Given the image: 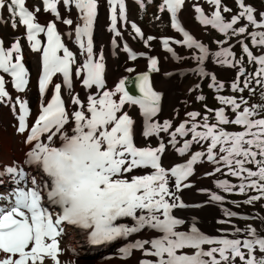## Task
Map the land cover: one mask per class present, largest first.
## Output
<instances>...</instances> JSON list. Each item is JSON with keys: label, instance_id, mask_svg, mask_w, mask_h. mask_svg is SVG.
I'll list each match as a JSON object with an SVG mask.
<instances>
[{"label": "snow or ice", "instance_id": "snow-or-ice-1", "mask_svg": "<svg viewBox=\"0 0 264 264\" xmlns=\"http://www.w3.org/2000/svg\"><path fill=\"white\" fill-rule=\"evenodd\" d=\"M136 2L141 9L145 7L144 0ZM206 2L213 9L210 15H205L199 4L192 5L197 21L210 25L226 38L250 37L251 44L262 54L254 55L245 41L239 40L248 63L256 65L255 72L245 75L241 59L233 57L228 40H218L217 43L224 46L210 53L209 46L195 39L182 26L179 13L186 0H162L159 10L170 14L171 28L183 37L175 43L192 50L191 59L197 64L194 74L200 78L210 77L209 88L217 91L224 88L215 74L205 70V61L211 57L221 67L236 70L237 65H241L236 80L231 83L233 93L245 89L251 91L253 78L264 86V12H260L257 19L253 6L245 4L244 0H235L238 11L229 19L224 14L232 13V9L222 4V0ZM62 3L66 8L74 6L79 13L80 22L76 23L74 33L75 42L84 56L82 62H78V57L62 42L56 24L48 22L44 27L36 22L39 9L29 10L25 6L26 0H0V9L10 15L11 27L17 28V20L19 25L26 27L31 51L39 55L42 66L38 75V115L29 125L27 102L17 98L13 103L6 90L5 74L17 92H23L29 82L21 45L17 40L6 48L0 40V105L10 106L14 112V104L19 105L15 132L22 137L23 144L30 146L23 160L30 172L15 162L0 168V183L9 177L15 185L7 194H0V264H62L60 238L69 229L78 230L93 245L130 237L141 230H152L155 236L136 239L119 248L122 258H130L133 250L140 251L138 264H237V258L239 264H264V218L251 217L260 221L258 227L251 224L244 229L233 227V238H228L203 233L196 226L195 218L187 231H181L179 228L185 225V220L174 212L190 207L180 193L192 187L189 179L194 175V166L204 159L216 166L215 172H220L223 166L228 175L240 181L233 185L226 179H215L216 188L225 193L237 189L240 194L249 190L258 193L243 200L245 205H254L264 199V108L248 107L242 97L237 100L232 95H218L216 99L231 109L234 118L226 114L225 107L207 109L208 113L214 111L213 123H209L207 114L202 123H198L197 117L201 114L187 112L189 120L176 126L167 141L175 154L181 158L187 155V158L165 167L163 156L168 151L167 145L160 140L155 147L150 144L137 146L134 142L136 122L125 108L126 105L129 109L138 106L143 117L141 136L145 141L152 137L159 140L160 133H169L172 127L169 120L162 124L154 120L161 111L162 94L154 90L149 72L158 71L157 59L149 57V72L136 77L138 96L125 90V79H120L108 90L103 53L97 56L93 47L98 0H62ZM42 4L44 11H50L57 20L62 19L64 25L73 24L72 19L61 18L58 0H42ZM107 5L110 31L119 36L116 26L118 20H126L125 0H107ZM241 20L247 23L234 27ZM249 26L253 29L251 32L247 31ZM131 27L136 36H142L141 28L135 23ZM39 33H44L47 38L43 45L37 39ZM68 35L71 38L72 33ZM152 39L148 36L145 45ZM162 43L173 59H181L169 47L167 38ZM112 44L115 46L116 41ZM124 50L129 59H136L127 44ZM56 74L62 77V84H55L45 104L44 99ZM240 77L244 79L243 87L239 84ZM74 78H81L79 83L87 90L86 99L73 94ZM64 90L68 93L67 102L63 98ZM69 103L72 110L68 108ZM189 122L191 126L186 127ZM230 124L240 126L242 130H226L224 126ZM189 134L191 139H184L182 146H177V136ZM193 145H205L206 150L191 151ZM246 165H253L255 170ZM145 169L150 171L144 174ZM205 175L211 178L213 173L206 172ZM224 199L212 192L208 202L222 204ZM223 213L230 218L238 215L228 208H224ZM241 218L249 219L248 216ZM242 231L245 233L243 239L239 238ZM257 250L262 254L259 258L255 254Z\"/></svg>", "mask_w": 264, "mask_h": 264}, {"label": "bare ground", "instance_id": "bare-ground-1", "mask_svg": "<svg viewBox=\"0 0 264 264\" xmlns=\"http://www.w3.org/2000/svg\"><path fill=\"white\" fill-rule=\"evenodd\" d=\"M195 1L196 0H186L185 6L181 10V14L179 15L186 17L187 6L189 4L192 5ZM125 4L126 18L128 17L129 20L127 19V21H130V25H132V23H135L136 20V18L133 16L135 0H125ZM37 9L43 11L44 13H49L45 17L48 19L47 21L57 24L59 28H57V30L61 34L62 42H64L66 46L71 51H73L74 55L78 57V62H82L84 56L80 53V50L74 43V28L76 23L80 22L78 20L79 13L75 9V7L72 6L66 8L64 7L62 0H58L57 10L61 18L72 19V25H64L62 23V19L57 20L50 11H44L43 4L40 1L36 4L34 9H32L31 7L29 8V10L34 11H36ZM189 9H192V7H190ZM39 10L36 11V16H38ZM4 13L5 10L0 9V40L4 42V46L6 48L10 47V45L17 40L19 41L23 55L22 62L25 64L26 71L28 72L29 81L23 92H17L12 87V85L8 83L6 84V90L10 93V96H13L15 99L20 97V100L27 102L30 115V113H32V108L35 106L38 107L40 103L38 85L36 86L35 91L32 90L30 86L31 83L34 82V77L37 70L36 84H38L37 80L40 71V57L37 53L32 52L30 48H27V50L24 49V44L22 41L23 36L19 33L20 30L16 29L15 31H13L11 28H9L7 18L6 16L4 17ZM194 16H196L195 11ZM36 22L40 23L41 26L47 25V23L44 24L42 22H39L37 19ZM182 22L183 27L192 35L191 31L185 25L183 19ZM121 24L122 21L119 22L120 27L118 31L120 32V35H113L110 31L111 28H109V25H111V23L109 19L107 0H98L97 17L93 23V47L97 56H99L101 52L103 53L104 63L106 66V83L112 84L115 87V84L118 83L120 79H124L136 72L145 70L148 67V58L155 57L157 59L158 71H155L150 75V83L153 85L155 91L162 94V99L161 111L157 114V117H155L154 120L155 122L162 124L163 121L167 119L172 124L177 119L179 114H181L184 110V103L188 98H190L191 93H197L195 91L198 88L197 85L200 84V77L198 74H194V69L197 67L196 61L190 62V57L188 54L189 52L184 51V49L188 48L184 47L182 44L175 43V41H182L183 37L169 40V47H171L177 54V47L179 51L183 50L184 59L183 57H181V59L179 60L173 59L171 53L162 49V42L161 47L155 52H153L151 49H148L146 51L142 49H136L134 51L132 49L134 47V44L132 45L129 39L124 37L127 34L123 31ZM135 24L137 25V27L141 28L139 24ZM188 26L192 31L194 30V26L190 24ZM142 31L143 30L141 28V32ZM146 31H151V29L147 28ZM69 32L72 33L71 38L68 35ZM143 33L145 32L143 31ZM141 37L142 36H140V38ZM113 40L116 41L115 46H113L112 44ZM125 44H127L130 50L136 55V59L130 60L128 58L129 54L128 52H126L127 57L125 58V61H123L122 63H118V54L120 53V51L124 52L123 45ZM141 53H143L144 55H141ZM260 54H262L261 51ZM128 68H132L133 71L128 72ZM231 71L232 69L228 66L221 67L219 64L212 62V70L210 71L212 73L216 72L218 75L229 74ZM187 75L191 76L192 78H197V80L192 84H189L191 81L186 82V79L184 80ZM54 78L56 80L55 84H62V77L59 74L54 75ZM80 79L81 78H74L75 92L73 94H79L81 99L84 100L86 99L87 90L83 89L82 84L79 83ZM51 95L52 90L47 92L44 99L45 104L47 103V100L50 99ZM27 98L29 99V101ZM63 98L66 100V102L68 101L69 97L67 90L63 91ZM14 107L15 112L10 106L0 105V150L2 153H5V159L2 163L0 162V168L8 165L9 162L6 161L7 157L10 161L9 165H12L13 162H15L13 158L17 157V153H19L21 149L25 148V146H23L21 142L22 137L15 132V127L18 126V120H16L15 117L19 115V105L17 108V106L14 104ZM72 107L73 106L69 103V110H72ZM125 108L129 111L130 115L136 122L137 134L134 142L137 146H146L150 144L151 146L155 147L158 145L160 140H162L167 145V141L171 139V128L169 130V133H160L159 140L156 137H152L145 141L141 136L143 117L139 113L138 106H132L129 109L126 105ZM184 116L185 117L180 122H176L177 124L174 125L178 126L181 122L189 120L186 113L184 114ZM36 117L37 115L35 116V118ZM186 127L188 126L186 125ZM177 140L178 143H180V145L178 144L177 146H182L184 140L183 137L177 136ZM27 147L29 150V146ZM167 147L168 151L163 156L165 167H171L174 163L183 162V160L187 158V155L184 158H181L178 156V154H175L170 145H167ZM200 150H206L205 145H193L191 149V151ZM15 163L22 166L26 172H30L29 167L27 165H23V162ZM215 167V165L207 162L206 159H204L203 162H198L194 166V175L189 179L192 187L187 190H182L180 193L183 201L187 205H190V207H186L185 209L181 210H174L175 215L178 218L185 220V225L180 226L179 230L187 231L188 228L191 227L193 218H195L196 226L203 233L209 236H221L218 234L207 233L211 231L222 232L220 230L223 229H215V224L220 218L221 220H223L226 217L223 213V209L228 207L225 192H223L221 189L216 188L213 182L218 175H216L215 177L212 176L211 178L205 175L206 172L213 173ZM149 171L150 170L145 169L144 174H147ZM14 187L15 185L11 182L10 178H4V182L0 183V194H7ZM212 192L224 196V202L222 204L208 202L210 193ZM228 209L234 211L233 208ZM254 216H257V213H255ZM155 235L156 234L152 230H149L148 232L141 230L139 234H132L130 237H121L117 238V240L113 242H105L103 244L93 245L88 243L86 236L83 234H79L78 230L73 231L69 229L67 233L60 238V248L62 252L59 255V259L62 264H138V258H141L142 255L140 251L133 250L130 258H122V254L119 252V248L124 247L129 243H134L136 239L149 238ZM227 235H232V231ZM204 247L206 249L208 246L205 245Z\"/></svg>", "mask_w": 264, "mask_h": 264}, {"label": "rangeland", "instance_id": "rangeland-1", "mask_svg": "<svg viewBox=\"0 0 264 264\" xmlns=\"http://www.w3.org/2000/svg\"><path fill=\"white\" fill-rule=\"evenodd\" d=\"M39 1L40 0H26V3H27L26 7H28V8L31 7L32 9H34L36 4L39 3ZM244 2H245V4L251 5L254 7V9H256V17H257V19H259V13L264 12V0H244ZM144 3H145V7L143 9H141L139 7V4L135 0V8H134V14H133V16L136 18L135 23L139 24L140 27L142 28V30L145 32V33H143V31H142V37L141 38H140V36H136L134 31L132 30V27L130 25V21H127L128 17L126 18L125 21H122V24H121L123 31L127 34L124 37L128 38L132 45L134 44L133 45L134 51L136 49H139V50L142 49L145 51L148 49H151L153 52H155L157 49H159L161 47V41L163 39L169 38L170 40H172L174 38H181L182 37L180 33H178L176 30L171 28L170 14H168L166 10H164L163 12H161L159 10L158 6L161 3V0H152L151 3H148V0H144ZM193 4H199V6L204 10L205 15H210L211 11L213 10L208 5L206 0H196ZM222 4L226 5L230 9H232V13H225L224 14L229 19H230L231 14L236 13L238 11V5L235 3V0H222ZM192 5L189 4L187 6V10H186L187 14H186V17L184 16L185 18L182 15H179V20L183 24V22H182V19H183L185 25L191 31L192 36L195 39L199 40L200 42L204 43L206 46H209L210 53L214 52V51H218L220 49V47L224 46V45L218 44L217 43L218 40H228L229 44H230V48L233 51V57L235 59H241V65L245 68V75H247L248 73L255 72V69H256L255 63L254 62L251 64L248 63L246 54H242V46L239 43V40H244L245 43L248 45L249 49L254 53V55H259L260 49L257 47H254L251 44V38L250 37L245 38L243 36L239 37V38H237V37L226 38L223 36V34H220L216 30L212 29L210 25H207V26L202 25L200 22H198L195 19L194 9H193ZM190 7H192V9H189ZM48 14L49 13H44L43 11L39 10V13H38V16H36V19L39 22H42L44 24L48 23L49 22V21H47L48 19L45 18ZM179 14H181V13H179ZM52 15L54 16V14H52ZM5 16L7 18V23H8L9 28H11L13 31H15L16 29L20 30L19 33L22 34V36H23L22 41L24 44V49L27 50L28 42H27V39L25 38L24 26L19 25V22L17 20V28L13 29L11 27L10 15L7 13L6 10L4 13V17ZM37 17L40 19H38ZM119 22L120 21L118 20L117 26H116L117 31L119 30V27H120ZM246 23H247V21L241 20L234 27L243 26ZM54 24H56V23H54ZM189 24L194 26L193 27L194 32L188 26ZM57 28H58V26H57ZM145 28L151 29V31L147 32ZM252 30L253 29L251 28V26H249L247 29L248 32H251ZM162 35H164V36H162ZM148 36H152L153 39L151 41H149L147 45H145L144 40H146ZM184 51L189 52L188 54L190 57V62H193L194 60L191 59L192 50L184 49ZM177 52H178L177 56L183 57V59H184L183 50L179 51L178 47H177ZM179 52H180V54H179ZM197 54H198V50H197ZM126 57H127L126 52L124 53V52L120 51V53L118 54V59H117L118 63H122L123 61H125ZM212 62L213 61H212L211 57H209V59H207L205 61L206 69L209 72L212 70ZM184 63H186V62H184ZM187 63H189V62H187ZM241 65H237V69L236 70L232 69V71L229 74H219L218 75L216 72H213V74H215L217 76V80L220 83H223L225 85V87L220 89L219 91H217L216 88H209L208 85L212 82L210 77L200 78L199 87L195 91L197 93L192 92L190 95V98H188L185 101L184 110L182 111L181 114H179L177 119L172 123L173 125L171 127L170 132L175 130L176 126L174 124H177L178 122H180L185 117L184 114L185 113L187 114V112H190V111H197L201 114L199 117H197L198 123H202L203 116L205 114L210 116L209 123L215 122L214 111L211 113H208L207 109L215 110V109L220 108V107H225L226 114L229 115L230 117L234 118V114L232 113L231 109L227 105H221L220 102L216 99V97L218 95H223V96L232 95L237 100H239L242 97L247 102L246 106L251 107V106L255 105L257 107V109L264 108V86L257 84L255 82L254 78L252 79V81L250 83L251 91H249L248 89H245L243 92L238 91L236 93H233V91L231 89V83L236 80L237 71ZM37 71L35 73L34 82L31 83V85H30L32 90H34V91L36 90ZM185 79H186V82L191 81L189 84H192L194 81L197 80V78H194V77L192 78L189 75H187L184 78V80ZM55 83H56V80H55V78H53L48 91H51L54 88ZM243 83H244V79H243V77H240L239 84L241 87H243ZM106 87L108 90H111L114 88V85L106 83ZM198 91H199V93H198ZM199 96H203L204 99L203 100L197 99V97H199ZM10 97L14 103L16 99L13 96H10ZM18 98L20 99V97H18ZM116 98L118 99V96ZM28 101H29V99H28ZM16 106L18 108V105H16ZM37 108L38 107H36V106L32 108V111H31L32 113H30V115L28 117L29 119H27L29 125H31L34 122L35 116L38 115V109ZM187 126L190 127L191 123L189 122V124ZM224 127L228 131H240V130H242L240 126L231 125V124L224 126ZM198 130H201V129H198ZM12 135H13V133H12ZM189 138L191 139L190 134L183 137V139H189ZM178 144L180 145V143H178ZM22 145L25 146V148L21 149L19 151V153H17L18 154L17 157L13 158L14 161L17 163L23 162V160L25 159V154L28 151L27 146H29V145H25L23 143H22ZM4 155H5V153H2L0 150V162L1 163L5 159ZM6 161L10 163L8 157L6 158ZM9 163H8V165H9ZM0 166H1V164H0ZM246 166L253 168V170H255L253 165H246ZM216 175H218V176L215 179H221V180L226 179L230 182V184H233V185H238L240 183L238 178L228 175L227 169L223 166H221L220 172H218V173L215 171L213 172V176L215 177ZM7 178H9V177H5V179H7ZM225 195H226V201H227V205H228L227 208H233L234 211H236L238 213V215H237V217H231V218L226 216L223 220L230 221V223H228V224L218 223V221H220L221 218L216 222L215 229H227L228 230L227 232L211 231V232H207V233L218 234L221 236L226 235L228 238H233L232 235H227L228 233H231L233 225H234V227H239L241 229H244V227L246 225H249V224H251L255 227L259 226L260 221L253 220L251 217H253L254 214L257 213V216H259L260 218H264V199L256 202L254 205H245L242 203L243 200L248 198V196L258 195V193H256L255 191L249 190L245 194H240L238 189H237L231 193H225ZM233 201H235L236 203H232ZM222 215H223V213H222ZM243 216H248L249 219H242L241 217H243ZM233 221H234V224H233ZM262 234H264V233H262ZM244 236H245V233L242 231L240 233L239 238L243 239ZM255 254L257 255L258 258L260 255H262L258 252V250ZM237 264H239L238 258H237Z\"/></svg>", "mask_w": 264, "mask_h": 264}, {"label": "water", "instance_id": "water-1", "mask_svg": "<svg viewBox=\"0 0 264 264\" xmlns=\"http://www.w3.org/2000/svg\"><path fill=\"white\" fill-rule=\"evenodd\" d=\"M145 72H149V69L148 67L141 71V72H136L130 76H127L125 78V90L129 92L130 95H133V96H138L139 95V91L138 89L136 88V77L139 76L140 74L142 73H145ZM155 72V71H152V72H149V81H150V75Z\"/></svg>", "mask_w": 264, "mask_h": 264}]
</instances>
